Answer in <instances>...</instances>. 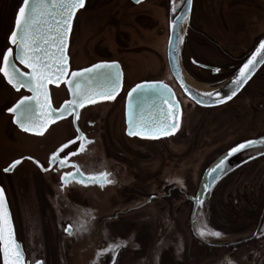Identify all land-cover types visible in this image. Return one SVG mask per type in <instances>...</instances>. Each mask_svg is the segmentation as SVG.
Segmentation results:
<instances>
[{"label": "rangeland", "instance_id": "obj_1", "mask_svg": "<svg viewBox=\"0 0 264 264\" xmlns=\"http://www.w3.org/2000/svg\"><path fill=\"white\" fill-rule=\"evenodd\" d=\"M89 1L88 9L74 22L71 68L118 60L127 87L143 80H163L181 100L179 126L176 133L156 142L128 139L120 102L85 108L82 120L96 122L91 131L98 143L80 161L90 171L113 172L114 185L102 190L81 187L60 192L53 176L39 174L28 164L10 176L0 172L25 261L264 264V150L248 154L214 188L199 212L195 233L189 199L196 194L204 170L218 156L239 142L264 135V69L227 105L209 110L197 107L178 89L169 70L167 0H146L140 6L129 0H100L97 8V0ZM20 2L0 0V56L5 48L2 34L12 24ZM195 13L196 29L185 36L188 75L216 87L209 83L218 80L191 65L189 58L231 64L229 57L211 51V47L220 50L210 41L211 35L227 38L232 48L225 50L235 59L241 57L245 52L241 44H247L246 49L253 46L264 31V0H195ZM200 23L206 26L201 28ZM51 93L55 105L67 97L63 86L52 87ZM19 95L0 78L1 168L26 154L44 158L74 136L69 121L59 125L68 129L66 133L54 129V135L46 137L15 131L4 109ZM151 196L157 198L149 201ZM67 223L74 228L72 235L64 234ZM202 229L220 236L202 237L198 231ZM110 245L115 251H104Z\"/></svg>", "mask_w": 264, "mask_h": 264}, {"label": "snow or ice", "instance_id": "obj_2", "mask_svg": "<svg viewBox=\"0 0 264 264\" xmlns=\"http://www.w3.org/2000/svg\"><path fill=\"white\" fill-rule=\"evenodd\" d=\"M84 2L85 0H22L15 17V27L9 37L10 43L15 45V56L12 57V48L3 53L0 73L16 91L25 88L32 93L30 96H21L12 107L7 109L13 114V122L25 132L40 135L49 123L60 119L65 113L76 112L86 104L96 103L98 99L112 100L120 89L119 65L115 62L97 63L89 68L71 72L64 83L68 85L72 99L65 101L60 110L53 109L50 105L47 85L54 78L59 80L68 72L64 49L67 47L72 18L76 10L84 6ZM139 2L140 0H137V3ZM13 59L18 60L29 71L22 72L12 62ZM257 63L264 64V40L260 42V46L252 53L247 63L240 69V74L233 80L232 95L243 87L247 75L255 69ZM182 87L187 86L182 84ZM134 95L135 101L132 100ZM128 98L127 134L129 136L156 138L166 136L178 127L179 106L172 98L171 89L162 82L137 84L128 92ZM165 105L168 107L165 108ZM76 115L78 116V112ZM77 132L79 133V129ZM77 140L80 144L75 152L69 151L62 159L57 155L58 152L67 148L68 144L75 143L70 140L52 153L49 165L58 163L63 168L69 156L83 152L86 145L91 143L82 133H79ZM257 145H264V138L248 140L234 146L226 157L211 169V172L216 173L222 170L227 156ZM19 163L20 160H15L3 171L9 172ZM71 167L74 172L60 176L62 188L73 180L79 184L95 183L101 187L112 183L108 179V173L100 172L86 177L77 165L72 164ZM197 203L200 201L197 200ZM65 231L72 235L71 226L65 228ZM198 231L202 237L206 234L220 236L217 231L203 229ZM109 250L114 252L115 248L110 245L104 251ZM0 257L3 264H26L24 251L14 237L2 189H0ZM35 264H42V261L36 260Z\"/></svg>", "mask_w": 264, "mask_h": 264}, {"label": "flooded vegetation", "instance_id": "obj_3", "mask_svg": "<svg viewBox=\"0 0 264 264\" xmlns=\"http://www.w3.org/2000/svg\"><path fill=\"white\" fill-rule=\"evenodd\" d=\"M146 0H140L139 3H137V0H129V3L133 6H140L142 5ZM19 2V0H18ZM100 2V0H97L95 1L94 3V7H96V5H98V3ZM22 3V0L21 2L19 3L18 7L16 8V11H15V14H14V17L12 19V24H10V27H8L5 35H4V32L2 34V40L4 41V45H5V48L3 50V52L1 53V56H0V66L3 65V53L9 49V48H12L13 49V52H12V57L15 56V45L11 44L10 43V40H9V37L15 27V17H16V14L17 12L19 11V7ZM89 3L90 1L89 0H85L84 2V6L81 7V8H78L76 14H75V17H74V21H73V27H72V33H71V38H70V42H69V47H68V64H69V74L70 72H72L73 70H81V69H85V68H88V67H91L92 65L94 64H97V63H101V62H115L119 65L120 67V70H121V73H122V82H121V87H120V90L119 92L115 95V97L112 99V100H100L98 99L97 102L100 103H106V102H112V101H115V102H120L121 104V109H122V120H123V126H124V136L128 139H142V140H145V141H151V142H156L158 140H161V139H165L167 137H169L170 135H173L174 133L177 132V129L178 127L175 129V131H171L169 132L168 135L166 136H158L156 138H149L147 136H129L127 134V122H126V105H127V100H128V92L133 88L135 87L137 84H140V83H143V82H163L164 84H166L163 80H143V81H139V82H136L134 83L133 85L127 87L126 85V78H125V73H124V68H123V65L121 64L120 61L118 60H107V59H104V60H100V61H96L88 66H85L83 68H80V69H74V68H71V65H70V58H71V42H72V39H73V35H74V22L76 20V18H78L83 12L86 11V9H88L89 7ZM111 4V2H108V5ZM107 5V4H105ZM170 6V0H167V20H168V35H169V7ZM97 8V7H96ZM10 17V16H9ZM12 18V17H11ZM196 19H197V16H196V13H195V0H193L192 2V11H191V17H190V25H189V28H188V33H190L193 29H196L194 27V24L196 23ZM201 24V25H200ZM200 24H197L199 25V27L201 28H204L205 26L203 25L204 23H200ZM187 33V34H188ZM186 34V35H187ZM4 35V36H3ZM190 35V34H189ZM203 36V35H202ZM264 36V31L259 34V37L256 38V40L253 42V46H248L247 49L245 48V45L247 44H241V48L243 50H245L244 53L241 54V57L238 56V58L235 59V55H232L231 52H229L227 49V51L225 50V48H232V45L231 44H228V39L226 38V41H224V39H220V38H216V35H211V38H210V41L212 42L213 45H215V47H219L220 50L218 49H213L211 47V51L212 52H215L216 54L219 53V55H224V56H227L230 58V60L232 61L231 64L230 63H227V64H221V65H218V64H214V63H211V62H201V61H198L196 60L195 58H189V61L191 63V65L195 66L196 68L200 69L201 71H205V72H208V77L210 78H213V79H217L218 81L216 82H211L209 83L210 85H218L220 83H222L223 81H225L226 79H228L233 73H235L241 66L242 64L252 55V53L254 52V50L256 49L257 45L259 44L261 38ZM169 37V36H168ZM209 39V38H208ZM187 37L185 38L184 40V43H183V46H182V52H181V57H182V65H183V68L185 69V71L188 73V70H187V67H186V63H185V48H186V45H187ZM225 43H224V42ZM226 46V47H224ZM224 47V49H223ZM225 50V51H223ZM229 61V60H228ZM13 62L14 64L16 65V67H18L22 72H27L29 71L27 68H25L22 64H20V62L18 60H15L13 59ZM264 69V64L258 69V71L255 73V75L253 76V78L251 79V81L244 87V89L239 93H243L244 90L247 88V86L254 80L256 79V77L260 74V72ZM170 70V69H169ZM171 73V72H170ZM68 74V75H69ZM172 75V74H171ZM190 75V74H189ZM191 76V75H190ZM192 77V76H191ZM0 78L2 79V81L8 85L14 92L16 93H20V95L9 105L7 106L5 109H4V112L7 116L10 117V124L11 126L14 128L15 131H18L25 134V135H28L30 137H44V134L45 132H47V130L52 126V125H61V123H66L67 121L70 122L71 124V127L73 129V132H74V136L70 139H67L61 143H59L57 146H55L52 150L48 151L44 158H40V157H37L35 155H32V154H26L22 157H19V158H16V159H13L12 161H10L9 163H7L4 167H0V172H2L4 175L6 176H10L12 174H14L22 165L24 164H28V165H31L39 174H42V175H48V176H53L54 180H55V183L56 185L58 186V189L60 192H65L70 189V188H81V187H93V188H96L98 190H102L104 189L105 187L107 186H112L114 185V178H113V172L108 170V169H102V170H99V171H90L86 168V166L83 164V162L80 161L81 158H83L86 154L89 153L90 151V148L91 146H95L97 143H98V140L93 137L92 135V129H95L96 128V122L92 119H88V120H85L83 121L82 120V117H83V113H84V109L85 108H88L90 106H97V105H94V104H86L84 107L82 108H79L78 109V116L76 115V112H71L70 114H68L67 116L65 117H61L60 119L58 120H54L53 122L49 123L47 128H45L43 130V133L40 134V135H37L33 132H25L23 131L21 128H19L14 122H13V114L9 113L7 111L8 108L12 107L16 102L17 100H19L21 98V96H24V95H28L30 96L31 95V92H29L28 90H26L25 88H21L20 91H16L14 88H12V86L10 84L7 83V81L4 79L2 73H0ZM173 78V77H172ZM174 80V78H173ZM220 80V81H219ZM175 81V80H174ZM176 86L178 87V89L182 92V90L180 89V87L177 85V83L175 82ZM168 85V84H166ZM56 86H63V88L65 89L66 91V95L67 97L62 100L59 104H54L53 103V100H52V93H51V88L52 87H56ZM169 86V85H168ZM48 87V94H49V98H50V103L52 105V107L54 109H59L61 107V105L68 100V92L66 90V87H65V84L64 83H61V84H52V83H49L47 85ZM170 87V86H169ZM172 93H173V96H174V100L178 103V106H179V114L181 116V109H182V103H181V100L179 99V96L178 94L176 93V91L170 87ZM182 94L189 100L191 101L193 104H195L192 100H190L183 92ZM238 94V95H239ZM237 95V96H238ZM236 96V97H237ZM235 97V98H236ZM234 98V99H235ZM233 99V100H234ZM232 100V101H233ZM231 102V101H230ZM229 102V103H230ZM228 104V103H227ZM225 104V105H227ZM197 107H200L198 106L197 104H195ZM223 105V106H225ZM222 107V106H220ZM200 108H203V109H206V110H209V109H215V108H219V107H215V108H204V107H200ZM75 120V123H73V121ZM180 121V119H179ZM179 126V125H178ZM77 129H79V133H82L84 135V137L88 140V141H91V143H88L86 145V148L83 152H78L76 155L74 156H69L68 157V162L65 164V166L63 168H61L59 166L58 163H54L52 164L51 166L49 165V158L52 156V153L53 152H56L57 149H60L62 145L66 144L68 141L70 140H73L75 141V143H72V144H68V147L67 148H64L62 151L58 152L57 155L59 158H63L65 155L68 154L69 151H73L75 152L76 149L79 147V144H80V141L77 140V136L79 135V133L77 132ZM56 130H59L61 131L62 133H66V129L65 127H58ZM248 140V139H247ZM243 142V141H242ZM240 143V142H239ZM237 145V144H235ZM234 145V146H235ZM232 148V147H231ZM230 149V148H229ZM227 151V150H226ZM31 158V159H29ZM15 160H20V163L17 164L11 171L9 172H5L3 171V169H5L6 167H8L13 161ZM72 164H75L77 165L80 170L85 174V176H89V175H95V174H98L100 172H105V173H108V179H110L112 181V183H108V184H105L103 187H101L99 184H95V183H88L87 185H83V184H79V183H76L74 180L71 181L68 185L64 186L63 188L61 187V181H60V176L63 175V174H66L68 172H74V169L71 167ZM42 169H47V170H42ZM0 187L2 188L4 194H5V197H6V200H7V203H8V207H9V210H10V201H9V198H8V195H7V192L6 190L4 189V186H2L0 184ZM175 187V186H174ZM157 197L156 196H151L149 198V201H152L154 199H156ZM147 201V203L149 202ZM145 204H143L144 206ZM10 213H11V210H10ZM120 213H117L115 214L114 218H117L119 216ZM11 218H12V214H11ZM12 223H13V218H12ZM71 226V231L72 233L74 232V228L72 227L71 224L67 223L65 224V228ZM13 228H14V234H15V239L17 240L16 238V232H15V226H14V223H13ZM65 228H64V234L65 235H69L68 232L65 231ZM17 242L20 244L19 240H17ZM21 245V244H20ZM22 247V246H21ZM38 260H41L42 261V264H45L44 260L43 259H38ZM26 264H35V262H28V261H25ZM1 264H2V261H1Z\"/></svg>", "mask_w": 264, "mask_h": 264}, {"label": "water", "instance_id": "obj_4", "mask_svg": "<svg viewBox=\"0 0 264 264\" xmlns=\"http://www.w3.org/2000/svg\"><path fill=\"white\" fill-rule=\"evenodd\" d=\"M192 2H193V0H191L190 3H189V0H170V6H169L170 7L169 8V37H168V43H167V61H168V66H169L170 72H171L174 80L176 81V83L178 84V86L180 87L182 92L190 100H192L195 104H197L200 107H204V108L220 107V106H223V105L229 103L230 101H232L244 89V87L251 81V79L253 78L255 73L258 71V69L263 64L262 63H257L255 69L253 71H251L247 75L246 80L243 82V87H241L239 89V91L236 92L235 95H232V88H233L232 82L240 74V69L244 66L245 63H247L248 59L251 56L242 64V66L235 73H233L228 79H226L225 81H223L222 83H220L216 87L207 86L205 84L203 85L201 83H198L194 79H192L188 75V73L185 71V69L183 68L182 57H181L182 46H183V43H184V39H185L187 30H188L189 25H190V17H191V11H192ZM173 7H175V11H173ZM77 10H76V12H77ZM76 12H75V14H76ZM75 14H74V16H75ZM74 16L72 18V23H71V26H70V29H69V33H68L67 47L64 49V54L67 57L68 72L65 73L63 75V77L60 78L59 80H56L54 78L53 81L51 82L52 84L64 83V81L66 79H68L70 77V75H71V72L69 74V64H68L67 51H68V45H69L71 32H72V25H73ZM262 40H264V36L261 38L260 42ZM260 42L257 45V47L260 46ZM12 62H13V60H12ZM101 63H110V62H101ZM73 71H79V70H73ZM119 72H120V87H121L122 73H121L120 67H119ZM143 83H155V82H143ZM143 83H140V84H143ZM182 84L186 85L187 87H182ZM202 86L204 88H200ZM65 87H66V90L68 92V100H71L72 97H71V95L69 93L68 85L65 84ZM168 88L170 89L169 86H168ZM47 91H48V87H47ZM171 93H172V91H171ZM217 93L219 95H217ZM208 94H211V95H208ZM31 95H32V93H31ZM172 98L174 99L173 93H172ZM150 99H153V98L150 97ZM132 100L133 101L136 100V96L135 95L132 97ZM49 102H50V98H49ZM128 103H129V98L127 100V105H128ZM50 105H51V103H50ZM62 105H64V103ZM127 105H126V122H127ZM51 107H52V105H51ZM167 107H168V105H165V108H167ZM60 109H61V107L59 109H56V110H60ZM77 111H78V109L76 110V112ZM70 113L71 112L65 113L62 117H65V116H67ZM261 138H264V135L258 136L256 138H251V139H248V140H258V139H261ZM248 140H245V141H248ZM245 141H243V142H245ZM240 143H242V142H240ZM240 143H238V144H240ZM230 149H228L227 151L222 153L220 156H218L204 170V172H203V174L201 176V180H200L199 187L197 189L196 194L194 196H190V198H189L192 201V203H193L191 221H190L193 232H194V225L196 224V222L198 220L199 212L204 208L205 202L207 201L208 196L211 194V192L213 191L215 186L223 178H225L233 170H235L242 162L247 160L248 157H249L248 154L264 150V145H257V146H254L253 148L247 149L245 151L237 152V153H234L231 156H227L223 169L222 170H218L216 173H212L211 169H213L216 166V164L222 158L226 157V154L230 151ZM0 189H2V188L0 187ZM4 197H5V194H4ZM197 200H199L200 203H197ZM5 202H6V205H7V210H8V213H9V216H10V220H11V224H12V228H13L11 213H10V210H9V207H8V203H7L6 197H5ZM13 232H14V228H13ZM261 233L264 234V228L261 231ZM14 237H15V234H14ZM1 261H2V257H1ZM2 264H3V262H2Z\"/></svg>", "mask_w": 264, "mask_h": 264}, {"label": "bare ground", "instance_id": "obj_5", "mask_svg": "<svg viewBox=\"0 0 264 264\" xmlns=\"http://www.w3.org/2000/svg\"><path fill=\"white\" fill-rule=\"evenodd\" d=\"M169 36V35H168ZM167 43H168V37H167V42H166V50H167ZM200 88H204L203 86L202 87H200ZM94 105H99V102H96V104H94ZM59 127V125H52L48 130H47V132H45V134H44V137H46V136H48V134H53L54 135V131L57 129ZM55 129V130H54ZM27 136V135H26ZM27 144L28 145H32L30 142H27ZM203 174V173H202ZM222 180H224V178L222 179ZM221 180V181H222ZM220 181V182H221ZM220 182L218 183V184H220ZM217 184V185H218ZM216 185V186H217ZM216 186H215V188H216ZM214 190V189H213ZM210 196V195H209ZM209 196H208V198H209ZM208 200V199H207ZM207 202V201H206ZM205 202V203H206Z\"/></svg>", "mask_w": 264, "mask_h": 264}]
</instances>
